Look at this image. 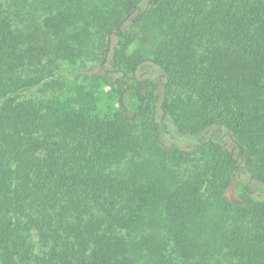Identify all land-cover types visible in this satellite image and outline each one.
<instances>
[{
  "label": "trees",
  "instance_id": "trees-1",
  "mask_svg": "<svg viewBox=\"0 0 264 264\" xmlns=\"http://www.w3.org/2000/svg\"><path fill=\"white\" fill-rule=\"evenodd\" d=\"M0 264H264V0H0Z\"/></svg>",
  "mask_w": 264,
  "mask_h": 264
},
{
  "label": "rangeland",
  "instance_id": "rangeland-1",
  "mask_svg": "<svg viewBox=\"0 0 264 264\" xmlns=\"http://www.w3.org/2000/svg\"><path fill=\"white\" fill-rule=\"evenodd\" d=\"M151 64H149L148 62H145V63H143L141 66H140V68L138 69V72H137V74H147V75H149L150 73H151V71H152V69H151ZM235 190H234V186L232 185L228 190H227V196L228 197H230V198H232L234 195H235Z\"/></svg>",
  "mask_w": 264,
  "mask_h": 264
}]
</instances>
